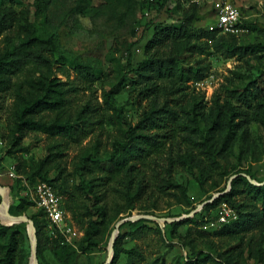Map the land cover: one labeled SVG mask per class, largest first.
I'll return each instance as SVG.
<instances>
[{
  "label": "rangeland",
  "instance_id": "obj_1",
  "mask_svg": "<svg viewBox=\"0 0 264 264\" xmlns=\"http://www.w3.org/2000/svg\"><path fill=\"white\" fill-rule=\"evenodd\" d=\"M148 1L150 0H51L47 16H41L35 14V0H0L1 6L30 7L31 21L35 24L38 34L53 40L56 47L54 65L52 71L46 74L67 82L66 88H69V95L73 100V112L76 113V109L79 110L89 102L107 115H113V120L104 124L100 143L96 141L100 131L96 130L85 136H75L76 139L64 141L65 145L62 153L57 156V162L66 168L63 176L69 178L70 184L74 182L75 174L80 170L85 156L91 155L102 160L110 158L115 148L114 140L123 137L142 115L144 108L135 100V96L148 88L156 89L155 95L143 102V106L148 108L177 107L187 112L192 105L205 106L203 112L206 118L197 115L199 126L205 135L210 123L207 114L211 109L220 110L223 122L229 118L232 111H242L244 114L235 121L238 123L243 120L242 128L234 135L230 136L222 130L215 134V145L218 148L230 138L220 151L219 159L224 164L223 168L203 173L202 168L206 162L203 159L199 166L196 163L176 165L173 178L188 188L195 202L191 208L178 204L175 197H165L155 204L136 202L137 209L133 211L132 216H153L159 221L142 218L140 220L149 222L134 224L137 221H129V224L126 222L125 226L118 227L122 220L132 216L116 219L99 245L90 251L80 250L72 259V264H106L116 229L126 237V248H136L143 252L142 264L157 258H162L165 264H178L193 250H203L209 256L205 264H264V221L241 229L234 235H228L222 229L224 225L218 221L216 210H212L208 216H215V219L206 222L200 219L198 223L180 227L179 234L192 241L188 246L182 244L177 236H170V229H167V232L164 230L169 222H163L164 219H186L185 217L194 211H197L196 214L201 213L204 204L212 196L231 190L233 178L236 176L233 174L235 170H244L242 175L252 184L264 185V51L233 54L225 49L218 52L207 48L208 51L204 55L186 51L190 44H203L207 40L205 37H199L209 26L215 24L217 10L225 3L237 6L243 20L252 24L249 32L240 35L236 44L240 47L264 46V0H198V14L191 29L192 34L177 38L172 44L180 52V65L177 64L175 68L195 65L197 60L208 64L207 77L201 82H185L168 71L152 75L150 79L139 77L136 73V68L147 59L145 45L153 37V25L180 26L186 22L184 11L188 4L180 3V0H160L158 7L149 10ZM18 43L17 40L9 44L0 40V51L12 50ZM83 66L92 72V81H86L80 76L79 69ZM28 68L26 67L16 80H24L29 74ZM39 76L40 73H37V77ZM119 84L120 91L110 93L112 88ZM248 90H254L260 96V100L252 103L251 108L246 107L242 99H238ZM15 105L14 93L0 97V186L9 189L10 206L12 196L18 201L21 183L14 169L16 161L7 155L6 142L2 135L7 132V120L14 112ZM259 113L263 121L258 120ZM56 137L42 131H33L23 141V145L28 146V152L20 154L29 165H35L46 155L50 144L61 140L60 136ZM184 153L182 150L176 156ZM163 165L166 167L167 162ZM246 171L249 174L245 173ZM51 175L56 177L58 171L53 169ZM216 184L219 185L218 188ZM111 193L109 206L114 215L115 202L124 205L125 201L115 192ZM0 197L1 206L2 195ZM87 203L93 208L95 201L93 199ZM153 207L157 208L156 215L139 211L140 208ZM65 222L72 231L67 233L68 240L64 237V244L79 248L84 236L80 218L76 220L71 215L66 216ZM0 224L4 225L1 219ZM22 224L23 235L19 239V246L23 255L20 261L21 264H30L32 241L29 223ZM157 224L162 227V232L157 229ZM50 230L54 235L57 234L55 229ZM46 233L48 236L52 234L49 231ZM135 262L140 264V258H136ZM38 263L40 264L39 259ZM43 264L62 263L47 250ZM121 264H131V260L123 257Z\"/></svg>",
  "mask_w": 264,
  "mask_h": 264
},
{
  "label": "trees",
  "instance_id": "obj_2",
  "mask_svg": "<svg viewBox=\"0 0 264 264\" xmlns=\"http://www.w3.org/2000/svg\"><path fill=\"white\" fill-rule=\"evenodd\" d=\"M148 2V9L151 10L158 7L160 0ZM180 3L188 4L184 11L186 22L180 26L153 25V37L145 45L147 59L135 70L139 77L150 79L152 75L168 71L185 82H201L206 79L208 64L201 60H197L195 65L175 68L177 64L180 65L178 57L180 52L172 42L192 34L191 29L198 14V0H180ZM50 5L51 0H35V14L47 16ZM31 15L30 7L0 5V40L8 44L14 40L19 42L12 50L0 51V97L12 93L16 96L14 112L8 117L7 132L2 138L6 142L7 155L16 161L14 169L21 183L18 201L16 202V197L12 196L9 212L14 216L26 214L33 221L40 264L44 263L47 250L60 259L62 264H72V259L80 250L90 251L99 245L111 223L116 219L132 216L133 211L137 209L136 202L155 204L165 197H175L178 204L191 208L195 202L188 188L173 178L176 165L196 163L199 166L203 159L206 161L202 168L203 173L223 168L224 164L219 159L220 151L230 138L218 148L215 145V134L222 130L230 136L234 135L242 128L243 120L238 123L235 121L244 114L242 111H232L229 118L223 122L220 110L211 109L207 114L210 123L205 135L197 120V115L206 118L203 112L205 106L195 104L187 112L177 107L148 108L143 106V102L156 93V89L148 88L135 96V100L144 108L143 113L123 137L114 140L115 148L110 158L102 160L91 155L85 156L80 170L75 174L74 182L70 184L69 178L63 176L66 168L57 162V156L62 153L65 145L64 141L76 139L75 136H85L96 130L100 131L96 139L100 143L104 124L111 122L113 115H107L98 106L89 102L82 105L79 110L76 109V113L73 112V100L69 95V88H66L67 82L46 74L53 69L55 44L51 38L38 34L35 24L31 21ZM152 24L153 21L150 22V25ZM243 24L248 29L252 28V24L246 20H243ZM203 37L207 39L203 44H190L189 47L186 46L188 47L186 51L199 55H204L208 51L207 48L218 52L225 49L233 54L264 51V46L259 45L240 47L236 44L239 36L221 34L210 31L209 28L199 39ZM128 63L130 65V59ZM26 67H29L28 76L22 81L16 80ZM37 73H40L39 77ZM79 73L82 79L93 80V74L88 67H80ZM120 87L121 84L112 88L110 93H118ZM238 99H242L246 107L251 108L252 103L260 100V96L254 90H248ZM259 119L263 121L261 113ZM33 131H42L55 138L60 136L61 140L50 144L46 155L37 164L29 165L20 153L28 152V146H24L23 141ZM182 150L185 153L176 156ZM166 162L165 167L163 164ZM53 169L58 171L56 177L51 175ZM243 171L235 170L233 174L236 178L232 181L231 190L218 192L222 194L213 202L207 203L201 213H197L194 218L166 223L164 230L167 232V229H170V236H177L182 244L188 246L192 241H188L187 236L179 234L180 227L198 223L200 219H203V222L215 219V216L212 218L208 216L209 212L216 210L218 214V209L223 203L232 207L238 216V219L223 224L225 234L234 235L241 229L264 221V185L252 184L242 175ZM245 173L249 174L247 171ZM25 182L30 186L40 182L49 183L62 197L66 215H71L76 220L80 218L79 223L84 231L79 244L80 249L65 245V238L60 232L57 231L55 235L52 233L45 213L37 209L35 203L25 195L27 191ZM200 185L202 187V183ZM216 187L219 185L216 184ZM111 192H115L125 201L124 205L115 202L114 215L110 212L109 206ZM212 198L213 196L209 200ZM93 199L95 204L90 208L87 202ZM156 209L140 208L139 211L156 215ZM142 222L149 220H140L134 224ZM22 228V223L12 226L0 224V264H21L23 252L19 246V239L23 235ZM157 229L162 232L159 224ZM46 231L51 232L52 236H48ZM125 239L124 234L120 233L114 243V257L110 264H121L123 257L131 260V264H138L135 259L140 258L142 264L143 252L136 248H126ZM193 251L186 254L178 264H205L209 256L203 250ZM147 264H165V261L157 258Z\"/></svg>",
  "mask_w": 264,
  "mask_h": 264
},
{
  "label": "built area",
  "instance_id": "obj_3",
  "mask_svg": "<svg viewBox=\"0 0 264 264\" xmlns=\"http://www.w3.org/2000/svg\"><path fill=\"white\" fill-rule=\"evenodd\" d=\"M209 30L237 36L249 32V29L243 24L240 9L232 3L219 6L216 22L209 26ZM25 185L27 186L25 195L35 203L37 209L45 213L50 222L49 228L60 232L68 240L67 233H71L72 229L65 222L68 215H66L63 208L62 197L47 182H40L34 186H30L25 182ZM234 219H237L235 210L227 203H223L218 209V221L226 224Z\"/></svg>",
  "mask_w": 264,
  "mask_h": 264
},
{
  "label": "water",
  "instance_id": "obj_4",
  "mask_svg": "<svg viewBox=\"0 0 264 264\" xmlns=\"http://www.w3.org/2000/svg\"><path fill=\"white\" fill-rule=\"evenodd\" d=\"M236 178V176L234 177ZM233 178V179H234ZM2 187V186H0ZM3 189H6L5 187H2ZM9 190V189H8ZM222 193H218L216 194L211 200H209L208 202H206L204 205H206L207 203H211L213 202L217 197H219ZM2 204L0 207H2V205L4 204V197L2 196ZM203 205V206H204ZM202 208V206H201ZM9 209H10V191H9V206H8V215L12 218H17L19 221L14 223V224H20L22 222H27L29 223V231H30V237H31V241H32V257H31V262L30 264H39L38 263V257H37V235H36V228H35V225L33 223V221L26 215H22V216H14L12 214H10L9 212ZM197 211H194L191 215L185 217V218H188V217H193L195 214H196ZM142 218H146V219H152V220H156V221H159L156 217H153V216H145V215H134L130 218H126L124 220H122L119 224H118V227H120L121 225L125 224L126 222H129V221H138ZM174 221H180L178 219H164L163 222H174ZM13 224V225H14ZM5 225V224H4ZM119 236V229H116L115 233H114V236L112 238V241H111V245H110V257H109V260L106 264H110L113 260V257H114V243L116 241V239L118 238Z\"/></svg>",
  "mask_w": 264,
  "mask_h": 264
},
{
  "label": "bare ground",
  "instance_id": "obj_5",
  "mask_svg": "<svg viewBox=\"0 0 264 264\" xmlns=\"http://www.w3.org/2000/svg\"><path fill=\"white\" fill-rule=\"evenodd\" d=\"M0 193L4 197V204L0 207V219L3 224L6 226H12L14 223L18 222L17 218H12L8 215V206H9V190L3 189L0 187ZM24 223V222H22Z\"/></svg>",
  "mask_w": 264,
  "mask_h": 264
}]
</instances>
